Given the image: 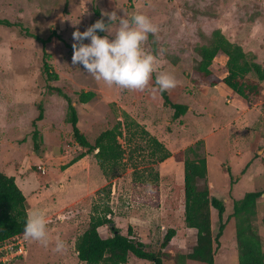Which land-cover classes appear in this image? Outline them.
<instances>
[{
    "label": "rangeland",
    "instance_id": "obj_1",
    "mask_svg": "<svg viewBox=\"0 0 264 264\" xmlns=\"http://www.w3.org/2000/svg\"><path fill=\"white\" fill-rule=\"evenodd\" d=\"M112 12L118 16L113 32L119 17L131 19L133 14L147 15L158 27L144 45L157 56L158 71L143 91L109 87L97 82L83 65L72 63L73 32H84L100 19L110 23L105 13ZM0 19L14 24L0 25V140L4 143L0 165L13 172L27 171L34 185L26 195V207L39 205L46 212L49 237L47 247L30 240L27 255L12 264H84L75 244L88 229L95 205L100 209L108 205L122 234L127 235L131 226L135 238L151 252H160L169 230H176L162 253L164 264H178L177 253H191L197 242V231L185 224L184 161L198 157L209 164L210 195L226 206L227 224L215 264H238L236 221L231 215L234 203L250 192L263 193L257 215L264 243V82L260 96L244 100L194 78L200 61L196 49L209 45L216 30L264 68V0H0ZM97 34L108 35L99 30ZM41 39L49 40L45 49L58 80L48 79L43 72ZM226 62V56L219 55L212 65L223 78ZM160 72L177 81L175 88L167 90L170 100L189 107L178 119L155 85ZM82 91H93L96 97L80 104ZM61 92L74 101L79 128L92 144L102 132L124 123V112L140 124L141 128L134 126L128 132L123 126L120 142L125 157L114 171L109 170V177L96 153L68 167L86 150L72 137L68 104ZM41 113L37 126L43 144L37 154L33 123ZM153 138L172 159L161 162L163 151ZM40 166L47 172L44 180L39 178ZM211 216L216 236L219 219L213 208ZM99 231L104 238L112 236L108 227ZM57 239L66 244L62 252L53 251ZM128 264L152 263L130 256Z\"/></svg>",
    "mask_w": 264,
    "mask_h": 264
},
{
    "label": "trees",
    "instance_id": "obj_2",
    "mask_svg": "<svg viewBox=\"0 0 264 264\" xmlns=\"http://www.w3.org/2000/svg\"><path fill=\"white\" fill-rule=\"evenodd\" d=\"M0 25L13 27L9 20L0 19ZM44 45L43 72L50 80H58L59 76L52 72L45 46L49 40L41 39ZM200 61L195 68V80L209 87L223 85L244 100L258 97L262 93L264 82V68L255 62L254 57L244 49L232 43L220 31L212 33L209 45L196 49ZM219 55L227 57L226 73L224 78L212 70V65ZM68 104V123L72 126V137L75 142L86 152L72 160L68 167L96 153L95 157L100 168L109 177V170L119 166L125 157V150L120 142L123 136L122 128L130 131L131 127L141 128L129 114L124 112L125 122H118L113 128L102 132L92 144L79 128V117L74 101L65 92H61ZM164 103L175 111V118L184 116L189 107L176 104L170 100L167 91L160 92ZM96 97L93 91L78 93V103L87 104ZM43 119L42 113L33 126V142L36 153L41 152L43 144L41 131L38 129V121ZM143 133L148 135L146 130ZM157 149L163 151L161 162L169 159L171 153L155 138L152 140ZM156 151V150H155ZM195 151L191 149V152ZM68 169V168H67ZM208 165L205 158L190 159L184 161V191H185V224L188 228L197 231V242L191 253H177L176 262L186 264L196 262L199 264H215L216 249L220 245L227 221L225 220L226 206L223 200L210 195L207 182ZM158 179L159 174H156ZM110 190V187H109ZM263 193L250 192L241 200L234 203L231 217L236 221V239L238 247V264H264V243L259 234L257 203ZM215 209L219 219V229L214 236L212 229L211 209ZM112 210L107 205L103 209L93 206V211L88 229L77 239L75 248L78 259L84 264H128L130 255L138 259L149 261L153 264H164L162 253L171 245L176 236V230H169L161 251H148V246L138 241L134 236V229L129 226L127 235L122 234L112 219ZM28 217L26 197L16 184L14 177H9L0 171V244L5 240L24 233L25 223ZM264 230V216L261 220ZM108 227L112 236L104 238L100 234V228Z\"/></svg>",
    "mask_w": 264,
    "mask_h": 264
},
{
    "label": "clouds",
    "instance_id": "obj_3",
    "mask_svg": "<svg viewBox=\"0 0 264 264\" xmlns=\"http://www.w3.org/2000/svg\"><path fill=\"white\" fill-rule=\"evenodd\" d=\"M110 23L97 20L86 31L73 32V65H83L97 82L107 86H118L127 90L143 91L158 71L156 55L146 51L144 45L149 34H155L158 27L144 14H133L131 19L119 17L115 32L112 24L117 20L116 12L105 13ZM97 30L108 35L101 37ZM110 37H114L110 39ZM86 39L90 43H84ZM157 90L164 92L173 89L177 81L173 75L160 72L155 78ZM24 238L38 241L45 247L49 244L46 212L37 209L31 212L24 227ZM66 247L63 240L57 239L54 252H62Z\"/></svg>",
    "mask_w": 264,
    "mask_h": 264
},
{
    "label": "built area",
    "instance_id": "obj_4",
    "mask_svg": "<svg viewBox=\"0 0 264 264\" xmlns=\"http://www.w3.org/2000/svg\"><path fill=\"white\" fill-rule=\"evenodd\" d=\"M40 174H47L43 166L39 167ZM57 183V181H56ZM30 249V240L24 238V233L5 240L0 244V264H12L25 257Z\"/></svg>",
    "mask_w": 264,
    "mask_h": 264
},
{
    "label": "crops",
    "instance_id": "obj_5",
    "mask_svg": "<svg viewBox=\"0 0 264 264\" xmlns=\"http://www.w3.org/2000/svg\"><path fill=\"white\" fill-rule=\"evenodd\" d=\"M227 58V57H226ZM227 63V62H226ZM213 88H217V89H221V90H223V92H225V94L226 95H229V96H233L232 95V91L230 90V89H224V88H222L221 87V85H219V86H216V87H213ZM3 113H0V115H2ZM1 121H3L2 120V118H0V122ZM41 136H42V134H41ZM1 141H3V140H0V144H4L3 142H1ZM2 158V154H0V159ZM170 159H172V157L171 158H169V159H167V161L168 160H170ZM84 160H86V157L85 158H83L82 160H80L79 161V163L80 162H82V161H84ZM78 163V162H77ZM76 163V164H77ZM83 163V162H82ZM83 165V164H82ZM207 165H208V171H209V164L207 163ZM7 169V168H6ZM0 171H2L3 173H5L7 176H10V177H14L15 178V181H16V184L18 185V187L21 189V191L23 192V194L25 195V197H26V195H27V193H29L30 191H32V185H34V182H33V180L32 179H30V177L28 176V174H27V171L25 170V171H23V170H20V171H18V172H13V171H10V170H5V167L4 168H2V166L0 165ZM35 175H37V174H35ZM47 175V174H46ZM45 175V176H46ZM44 176H42L40 173H39V178H43ZM37 178H38V176H37ZM42 180H44V178L42 179ZM54 182H55V184H57L56 183V180H54ZM45 187H46V185H45ZM47 188V187H46ZM35 207H36V205H34ZM35 207H33V208H31V209H28V215L31 213V212H33V211H35V210H37V209H39V205L35 208ZM47 219V218H46ZM52 220V219H51ZM111 237V236H110ZM108 238V237H107ZM144 243V242H143ZM147 245V244H146ZM130 256H133V255H130ZM129 256V257H130ZM153 264V263H152Z\"/></svg>",
    "mask_w": 264,
    "mask_h": 264
}]
</instances>
